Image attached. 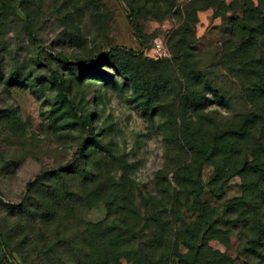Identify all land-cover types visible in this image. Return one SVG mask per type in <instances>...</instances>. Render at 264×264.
<instances>
[{
	"label": "rangeland",
	"instance_id": "rangeland-1",
	"mask_svg": "<svg viewBox=\"0 0 264 264\" xmlns=\"http://www.w3.org/2000/svg\"><path fill=\"white\" fill-rule=\"evenodd\" d=\"M244 1L0 0V264H96L100 223L123 235L121 264H249L250 240L264 249V170L243 165L234 129L264 103L255 15L248 66L226 52L247 39V8L224 10ZM182 154L199 199L177 182Z\"/></svg>",
	"mask_w": 264,
	"mask_h": 264
},
{
	"label": "trees",
	"instance_id": "trees-1",
	"mask_svg": "<svg viewBox=\"0 0 264 264\" xmlns=\"http://www.w3.org/2000/svg\"><path fill=\"white\" fill-rule=\"evenodd\" d=\"M241 3H243L246 8H247V13H245L243 15L242 18H240L241 20V33L244 34V37L247 38V39H244V44L238 48V47H234V46H229L227 47V51H231L232 54H234V56H237V57H234L233 59V64H242L243 65H246L248 66L249 62L253 59V57L251 56V54L253 53V48H252V41L257 38L256 35L258 34V29L256 28L257 26L256 25H253L252 24V29L253 32L248 34V31L251 29L250 28V22H249V18L252 16V15H255V18L260 21L264 28V0H262V5L260 6H256L254 4V1L252 0H246L244 2H237L235 4H230L224 11H228V10H231V9H235V7L239 6ZM131 17V22L130 24L132 25L134 31L136 32V35L138 37L139 40H143V37H144V34H143V28L141 26V24L135 20L132 19V15H130ZM260 33V32H259ZM36 41V39H35ZM245 52H242L244 51ZM238 53H241L243 55L238 57ZM244 58H246L244 60ZM260 76V75H259ZM204 78V75L201 76L199 75L197 77V74L196 75H192L190 74L186 80H187V84H188V91H192L194 92L195 94H198L200 95V92L202 93H205V88H201V90L197 89L196 87L197 86H200L201 85V79ZM204 80V79H203ZM261 80V79H260ZM263 85H261L259 87V90L257 91L260 94H263V97H264V88H262ZM259 111H258V114L256 115L257 119L256 121L253 122L252 119H247L243 124H242V129L240 130H237V128H234L235 131H237L238 134L242 133L244 139L246 140L245 141V145H246V150H244L242 152V155H243V159H244V164H251V162L253 163L252 159L253 157L255 156L256 157V160L254 161V164L253 166L255 168H257V170H264V161H259L257 160V158L261 155L264 154V145H262L260 142L263 143L264 141V103H262V105H260L258 107ZM251 118V117H250ZM255 126L256 128V132H257V137H256V140L259 142V144L261 145L260 146V149H258L257 147H254V148H250V150H248V147L252 144V143H247L246 142L248 141L247 138H248V135L249 133H253L252 132V128ZM209 129V128H208ZM208 130L205 131V129L203 127H199L198 130H194L191 134L190 137H188V140L190 141V143L188 144L187 143V147L190 149H192L193 151L195 150L196 152H198L199 150V146H195L196 145V140L198 138V140H204L205 139V136H203L204 132H207ZM221 134V132H220ZM224 136L226 137V139H229V133L226 132L224 134ZM244 145V146H245ZM196 148V149H195ZM205 157H208L210 158L209 156H207V154H200L199 155V158H201L202 160L205 159ZM232 155L231 156H226V161H229L230 159H232ZM207 158V159H208ZM180 169L178 170V176H177V182L180 183V184H185L184 181H185V178H187V180L191 181V185H192V193L194 195V198H201V193H200V190L202 189V179H201V175L198 174L197 177H194V174H193V171L190 170L188 168H191V163L190 164H186L183 160V154L181 155L180 157ZM197 164L199 165L200 167V162H197ZM226 164V163H225ZM243 165L239 168V169H242ZM228 168V171L226 172L225 169ZM233 166H231V164H226L225 165V169H222L221 173L223 174H220L218 175L219 177H217L216 175V178H214V183H218L219 180L221 178H224L223 176H228L230 175V169H232ZM188 172H190L191 174L190 175H187ZM230 174H229V173ZM217 174V172H216ZM187 176V177H186ZM213 183V182H212ZM199 201V200H198ZM95 228V231L93 232L96 240L99 242V249H98V252H97V256H96V264H121V258L124 257L126 255V252H122L121 250H116L114 249L113 247H110L111 245V241L117 236L120 237L121 239L123 238L122 236L123 235H116L114 233V229L111 227V224L110 223H106V224H96L95 226H93ZM114 237V238H112ZM120 240V239H119ZM250 246L249 248L247 249V255H248V262L249 264H264V249L263 247H258L255 245V240L254 239H251L250 240ZM60 254L59 252H54V254ZM51 255V252L48 251V257ZM59 257H62V256H59ZM185 263H189L187 260L185 261ZM86 264V263H84ZM151 264H155V263H151Z\"/></svg>",
	"mask_w": 264,
	"mask_h": 264
},
{
	"label": "built area",
	"instance_id": "built-area-1",
	"mask_svg": "<svg viewBox=\"0 0 264 264\" xmlns=\"http://www.w3.org/2000/svg\"><path fill=\"white\" fill-rule=\"evenodd\" d=\"M158 47L162 49V47H163V46H162V44H161V43H159V44H158Z\"/></svg>",
	"mask_w": 264,
	"mask_h": 264
}]
</instances>
